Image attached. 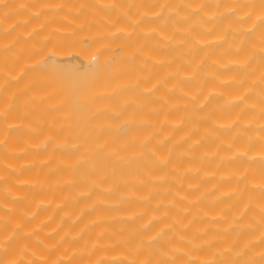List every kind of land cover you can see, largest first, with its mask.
<instances>
[{
    "label": "bare ground",
    "instance_id": "obj_1",
    "mask_svg": "<svg viewBox=\"0 0 264 264\" xmlns=\"http://www.w3.org/2000/svg\"><path fill=\"white\" fill-rule=\"evenodd\" d=\"M0 264H264V0H0Z\"/></svg>",
    "mask_w": 264,
    "mask_h": 264
}]
</instances>
